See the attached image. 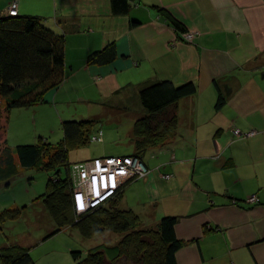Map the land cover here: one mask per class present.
I'll use <instances>...</instances> for the list:
<instances>
[{
	"label": "crops",
	"instance_id": "0c3cea01",
	"mask_svg": "<svg viewBox=\"0 0 264 264\" xmlns=\"http://www.w3.org/2000/svg\"><path fill=\"white\" fill-rule=\"evenodd\" d=\"M14 2L19 14L39 16L64 34L65 82L83 76L86 83L84 106L77 108L83 115L135 123L146 113L138 108L141 84H197L196 94L176 106V140L156 148L160 161L144 179L151 208L141 214L130 208L150 226L165 215L179 217L176 233L185 243L178 264H264V0H137L128 15L113 14L111 0H0V14ZM157 6L196 33L195 40H184ZM132 20L141 23L132 26ZM112 42L114 62L89 64L90 53ZM61 86L34 106L41 117L55 114L60 131L61 109H68L49 105H58ZM219 91L227 102L216 108ZM235 128L256 133L239 138ZM253 195L256 203L249 202ZM62 234L37 238L38 264H74L68 243L42 250Z\"/></svg>",
	"mask_w": 264,
	"mask_h": 264
},
{
	"label": "trees",
	"instance_id": "16d2710c",
	"mask_svg": "<svg viewBox=\"0 0 264 264\" xmlns=\"http://www.w3.org/2000/svg\"><path fill=\"white\" fill-rule=\"evenodd\" d=\"M136 2L137 0H111L112 12L115 15H128ZM157 8L182 36L187 32L185 25L168 11L159 6ZM140 23L139 20H132L131 25ZM117 57V47L112 42L101 50L90 53L88 62L106 65L114 62ZM65 66L64 34L51 28L39 16H13L7 12L0 14V99H6L7 121L12 109L16 107H34L46 103L48 92L59 88L65 81ZM196 92L197 84L194 81L177 84L166 79L141 84L139 95L146 113L133 126L135 151L124 155H136L144 159L148 149L164 147L172 137L176 138L181 120L177 112L171 114L170 110L180 100L191 97ZM226 102L227 97L219 91L216 108L222 107ZM98 122L94 117L65 119L62 122L63 137L57 143L40 137L37 143L19 144L14 149L7 145L6 124L5 146L0 149V183L10 184L22 168L39 167L49 172L46 191L37 198L43 202L55 221L54 230L45 240L72 225L86 239L108 230L121 235L120 241L110 247L102 244L85 252L73 248L70 253L74 264H115L124 257H136V261L143 264H178L177 252L185 243L176 233L179 217L165 215L158 225L144 226L135 210L120 207L125 185L105 204L83 214L76 212L70 151L93 141L92 130ZM100 133L103 136V130ZM63 167L66 168L65 174L62 173ZM53 174L57 178L53 179ZM141 179L145 178H135L129 182ZM27 207L25 204L0 211V225L19 219ZM0 264L38 262L32 254V247L10 243L0 246Z\"/></svg>",
	"mask_w": 264,
	"mask_h": 264
},
{
	"label": "rangeland",
	"instance_id": "374dc122",
	"mask_svg": "<svg viewBox=\"0 0 264 264\" xmlns=\"http://www.w3.org/2000/svg\"><path fill=\"white\" fill-rule=\"evenodd\" d=\"M82 80H84V77L79 76L77 80L70 79L67 83L64 81L65 84L61 86L62 91L60 90L61 93L58 96V105L55 103H53L54 107L49 105L55 111L58 107L67 108L68 110L65 112H63V108L61 109L60 115L63 119L90 117L83 115L84 113L77 110L78 107L84 106L83 102H80V96L85 92L82 88L86 83ZM6 104L5 98L0 99V149L5 146L4 129L6 124L7 145L13 149L19 144L37 143L40 137L52 143H57L62 139L63 133L58 128L61 122H57L58 119L55 114L54 116H47L46 113H43L41 117L37 111L40 109L36 107H16L12 109L10 118L7 121ZM140 106L144 108L142 105H138V108ZM133 109H136L135 104H133ZM176 109L177 107H172L170 113L177 112ZM110 120L111 122H109ZM133 126L134 120L131 118L127 119V117H124V122L121 123H118L113 116L100 120L93 128L92 135H98L100 130H103L104 142L91 141L86 146L72 149L70 151L71 166L85 159L103 156L102 153L106 152V150L112 155L131 154L134 151ZM175 140L176 138L172 137L167 145L172 144ZM158 152L159 150L156 148L148 149L145 152L144 161L148 166L154 167L160 161L161 157L157 155ZM65 169L63 167V174H65ZM49 176V172L39 167L31 169L22 168L20 173L11 180L10 184L5 182L0 183V211L15 206L22 207L25 204L28 205L19 219L9 220L5 224L0 225V246L9 245V243H23L28 247H33L37 244L38 239L45 238L48 235L47 233L51 232H48V228L52 224L54 225L55 221L45 208L43 202L37 199L46 191ZM52 178H57V175L53 174ZM144 184V179H141L134 181L132 185L128 186L124 198L120 201V207H132L137 212H140V214L141 212L144 213V209H150L152 206L150 203V193L148 194V189L144 187ZM249 202L256 203V200L251 196ZM137 208H140L139 211ZM143 225L147 226L145 224ZM63 230L64 235L62 234L61 238H57L55 241L48 243L42 250H46L47 248L53 249L58 244H60L59 247L66 248L64 243H68L67 246L72 249L74 248L85 252L102 244L110 247L118 243L121 239L120 234L110 230L91 239L84 238L73 225L67 226ZM37 254L38 250L35 255L37 256ZM135 258L124 257L115 264H143L142 262H137Z\"/></svg>",
	"mask_w": 264,
	"mask_h": 264
},
{
	"label": "built area",
	"instance_id": "2783aa9c",
	"mask_svg": "<svg viewBox=\"0 0 264 264\" xmlns=\"http://www.w3.org/2000/svg\"><path fill=\"white\" fill-rule=\"evenodd\" d=\"M18 3L10 5L7 13L13 16L19 14ZM197 34L186 32L183 39L193 42ZM256 131L244 132L240 128L234 129L236 137L253 136ZM93 141H102V133L95 135ZM74 184L73 199L76 212L83 214L99 207L115 196L117 191L128 181L135 178H146L151 169L144 159L136 155L98 156L86 159L73 165ZM170 178V174H163ZM253 198L258 201L256 195Z\"/></svg>",
	"mask_w": 264,
	"mask_h": 264
},
{
	"label": "bare ground",
	"instance_id": "6f19581e",
	"mask_svg": "<svg viewBox=\"0 0 264 264\" xmlns=\"http://www.w3.org/2000/svg\"><path fill=\"white\" fill-rule=\"evenodd\" d=\"M253 137V136H252Z\"/></svg>",
	"mask_w": 264,
	"mask_h": 264
}]
</instances>
